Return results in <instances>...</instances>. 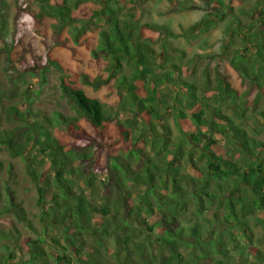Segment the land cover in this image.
<instances>
[{
    "label": "trees",
    "instance_id": "16d2710c",
    "mask_svg": "<svg viewBox=\"0 0 264 264\" xmlns=\"http://www.w3.org/2000/svg\"><path fill=\"white\" fill-rule=\"evenodd\" d=\"M114 3L118 4L115 0H61L52 6L43 0L39 12L33 16L38 21L57 20L55 31L68 28L72 40L78 44L93 15H105L106 28L99 32L91 55L96 60L108 59L106 68L110 74L107 80L98 79V86L108 85L110 79L128 69V75L122 73L116 80L117 89L125 92L128 103H121L113 110L115 114H111L99 100L67 82L69 77L63 74L60 90L73 117L67 119L55 113L52 118L43 117L40 121L29 108L18 112L9 107L7 118L17 116L21 124L0 130V147L10 158L24 160L28 151L35 148L48 157L51 177L40 182L41 178L33 172L29 176L40 187L36 206L41 221L61 229L62 256L51 258L53 264H264L261 252L255 256L257 262L248 260L251 238L247 235L248 215L258 209L264 211V156H259L264 154V144L255 138L260 130L255 118L248 117L251 124L255 123L249 136L246 129L224 114L231 108L246 107L245 95H239L229 80L218 74L214 92L207 96L206 90L201 91L195 83L183 80L181 67L172 64V68L158 74L153 86L145 85L141 91L145 96H139L136 83L153 81L156 77L153 71L167 69L168 64L157 63L150 39L144 38L142 31L158 32L165 42L163 39L168 37L192 38L201 32L198 26L204 24L199 22L176 35L159 24H140L132 14L121 15ZM83 4L97 5L100 9L91 12L90 20L78 19L74 11ZM257 23L258 31L250 35L245 33L247 27L240 21L233 23L235 29L231 34L235 38L243 33L241 39L248 45L232 50L227 57L229 65L258 89L253 106L264 99V80L260 83L259 76L264 74V18ZM250 46L253 53L247 49ZM45 83L43 73L38 89ZM159 84L170 87V104L159 93ZM166 109L177 125L172 140L168 136L148 134V126L155 130L156 124L167 115ZM120 113H127L129 118L118 121ZM142 115L148 117V122L143 123ZM80 120L87 121L94 129L116 120L120 136L133 147L124 156L108 159L109 193H101L98 185L101 181L95 180L90 172L93 154L84 153L81 148L68 149L53 135L54 128L68 124L81 137L90 138L77 125ZM136 121L142 122V126L135 124ZM183 122L188 123L185 129ZM224 136L232 137L243 163L224 153L225 145L221 143ZM161 155L160 160H153ZM28 167L31 170L30 164ZM7 171L12 174L11 165ZM67 177L70 179L66 180ZM85 193L87 196L81 198ZM127 204H130L128 209ZM204 204L218 205L210 218H201ZM191 207L193 216L189 214ZM6 214L13 215L19 223H29L15 193L5 183L0 188V216ZM98 219L97 224L94 221ZM226 226H230L228 231L224 230ZM233 229L242 233L237 241L245 237L246 244L237 245L230 232ZM225 236L237 250L235 254L228 251ZM87 237L95 239V243L87 241ZM43 241L44 238L29 243L28 259L18 263L6 258L0 264L47 263L50 257L40 246ZM52 242L59 244L54 238ZM8 259L15 257L9 254Z\"/></svg>",
    "mask_w": 264,
    "mask_h": 264
},
{
    "label": "rangeland",
    "instance_id": "374dc122",
    "mask_svg": "<svg viewBox=\"0 0 264 264\" xmlns=\"http://www.w3.org/2000/svg\"><path fill=\"white\" fill-rule=\"evenodd\" d=\"M47 1L52 6L61 2V0ZM115 1L118 4L114 3V5L121 15L132 14L140 24H159L176 35L187 32L199 22L204 24V26H198L201 32L192 38L168 37L163 39L166 40L165 42L162 41L161 34L158 32L147 29L142 31L143 37L150 39L157 55V63L168 64L167 69L158 68L153 71L156 75L153 81L146 79L144 82L136 83L139 96H145L144 92H141L145 89V85L153 86V82L158 81V74L172 68V64L181 67L183 80L195 83L201 91L206 90L207 96H211L214 92L217 75L225 76L239 95H245L247 106L231 108L224 111V114L229 116L236 125L246 129L249 136L252 134L251 128L255 123L251 124L248 117L255 118L260 129L255 138L264 144V99H259L253 106L258 89L233 69L227 59L232 50L242 49L248 45L241 39L243 33L235 38L234 34H231L235 29L233 23L240 21L241 25L247 27L244 30L246 34L248 33L247 35L258 31L260 24L257 21L264 18V0ZM42 5L43 0H0V130H9L21 124L17 116H13L11 120L7 118L9 107L16 108L18 112H24L29 108L32 113L38 115L36 119L40 121L43 117L52 118L55 113H60L67 119L73 117V112L60 90V79L63 74L65 78L66 76L71 78L66 79L67 82L83 89L87 96L99 100L111 114H115L113 110L117 109L121 103H128L124 97L125 92L117 89L116 82L120 74H129L128 69L124 68L115 78L110 79L108 85L98 86L97 80H107L110 74L106 68L108 59L100 57L96 60L91 55L97 45L99 32L107 25L105 15H93V18L89 19L91 12L100 8L97 5L83 4L74 11V16L78 19L90 20L88 29L85 32L82 31L79 43L75 44L68 28L62 32L55 31L54 25L57 20L43 18L38 21L34 18L33 14L38 13ZM243 10L248 15L242 13ZM230 40L233 41L227 46ZM247 49L253 53L251 46ZM43 73L46 83L39 90L38 85ZM259 76L262 83L264 74L259 73ZM253 82L256 83V80ZM169 89L167 85L159 84L158 86L159 93L166 96L167 104H170L172 96ZM165 111L167 115L156 124L155 130L148 126V134L168 136L172 140L177 134V125L170 111L167 109ZM242 113L243 115L239 116ZM127 118H129L127 113H120L117 120L126 121ZM141 118L143 123L149 120L146 115H142ZM76 123L90 138L81 137L80 132L68 124L54 128L53 135L68 149L81 148L84 153L93 154L94 162L90 172L95 180L101 181V184H98L101 193H109L111 178L107 166L108 159L111 156H124L133 147L130 142L120 136L116 120L105 124L100 129H94L85 120ZM143 123L135 122L139 126ZM181 125L185 129L188 123L183 122ZM221 143L225 145V154L243 163L239 151L232 142V137L224 136ZM162 156H155L153 160L158 161ZM0 161L3 163V169L0 171V188L2 189L5 183L10 187L29 222L19 223L11 214L0 216V261L7 258L9 262L19 263L28 259L29 243L35 239L44 238L40 246L50 259L47 263L40 264H53V258L62 256L61 244L64 241L61 229L51 225L46 226L41 221L36 206L40 187L29 176V172H33L35 176L41 178L40 182L44 177H51L48 157L35 148L28 151L24 160L12 159L7 151L0 147ZM29 164L31 170L28 167ZM9 165L13 170L11 175L7 171ZM69 179L66 178V180ZM86 196L87 193L81 198ZM127 206L128 209L130 204ZM203 206L204 212L201 218L205 219L210 218L218 205L204 204ZM189 214L193 216L192 207L189 209ZM263 220L264 211L260 209L253 211L247 217L249 226L247 235L251 238V249L248 250L250 262H257L255 256H258V252L264 253ZM94 222L98 224L100 221L98 219ZM229 228L230 226H226L224 230L228 231ZM230 232L236 241L242 236L239 230L233 229ZM53 238L58 240L59 244L53 243ZM108 240L113 244L112 239ZM87 241L95 243V239L91 237H87ZM224 241L230 254H235L237 250L228 243L227 236L224 237ZM241 242L247 243L245 237L241 239ZM241 242L237 241L239 243L237 245L242 244ZM112 249L114 250V246ZM101 253L105 254L104 249H101ZM9 254H13L15 260H9ZM111 260H114L113 256Z\"/></svg>",
    "mask_w": 264,
    "mask_h": 264
}]
</instances>
